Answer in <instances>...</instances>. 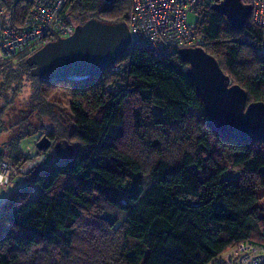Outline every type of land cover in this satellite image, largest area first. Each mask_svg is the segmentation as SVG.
<instances>
[{
  "label": "trees",
  "instance_id": "obj_1",
  "mask_svg": "<svg viewBox=\"0 0 264 264\" xmlns=\"http://www.w3.org/2000/svg\"><path fill=\"white\" fill-rule=\"evenodd\" d=\"M213 1L195 8L203 48L246 90L247 102L264 101V30L249 15L233 28L210 7ZM5 5L14 24L28 6ZM66 6L75 25L89 17L127 22L131 1L66 0ZM27 55L15 65L0 61V133L13 132L0 157L28 159L20 142L53 119L55 87L70 92L78 145L67 159L29 167L25 182L0 202V264H73L81 225L94 222L98 229L85 240L94 252L84 250L89 264H207L235 243L264 245V140L212 130L177 53L129 45L105 70L49 82L30 74ZM192 122L198 127L191 128L189 147L190 132L181 131ZM129 126L136 152L121 141ZM149 126L154 133L145 132ZM96 231H110L117 242Z\"/></svg>",
  "mask_w": 264,
  "mask_h": 264
},
{
  "label": "water",
  "instance_id": "obj_2",
  "mask_svg": "<svg viewBox=\"0 0 264 264\" xmlns=\"http://www.w3.org/2000/svg\"><path fill=\"white\" fill-rule=\"evenodd\" d=\"M210 7L225 16L233 28H240L250 12L242 0H214ZM130 45L125 21L89 17L74 26L67 36L44 42L26 56L29 72L43 82L78 81L105 70ZM177 55L187 62L186 74L203 103L212 130L236 140H264V101L247 102L246 90L229 82L217 59L201 46L182 47ZM51 139L42 134L35 147L45 150ZM59 159L71 157L73 144L64 138L53 143Z\"/></svg>",
  "mask_w": 264,
  "mask_h": 264
},
{
  "label": "built area",
  "instance_id": "obj_3",
  "mask_svg": "<svg viewBox=\"0 0 264 264\" xmlns=\"http://www.w3.org/2000/svg\"><path fill=\"white\" fill-rule=\"evenodd\" d=\"M27 10L16 24L11 22L0 0V61L29 54L44 42L69 35L75 24L67 18L66 0H24ZM127 26L130 45L142 46L154 55H169L179 48L205 44L196 22L187 21V13L208 0H130ZM250 5L249 17L264 30V0H245ZM115 70L119 66L114 67ZM231 82V79H229ZM8 160L0 157V175L5 181L15 172ZM212 264H264V245L250 241L235 243L212 260Z\"/></svg>",
  "mask_w": 264,
  "mask_h": 264
},
{
  "label": "rangeland",
  "instance_id": "obj_4",
  "mask_svg": "<svg viewBox=\"0 0 264 264\" xmlns=\"http://www.w3.org/2000/svg\"><path fill=\"white\" fill-rule=\"evenodd\" d=\"M197 18H198V14L195 11L187 13V21L189 23L196 22ZM17 62H18V58L11 59V63L13 65H15ZM49 100L57 104V106L54 107L55 115L53 119L50 122L46 123L43 129H39L37 131L35 128H33L31 130V133H28V134L26 133L27 135L23 136L22 141L20 142L19 147L21 150V154L24 156H28V159L24 163L19 164V163H13L9 159L5 158L11 164H13V166L15 165L17 167L15 169V172H12L8 176L7 181H5L3 177L0 175V202L4 200L5 196L7 195V193H9V191H11V189L13 190L14 188L19 187L23 182H25L26 173L29 170V167L39 163L41 160L45 158L47 159L56 158L57 154L52 145L49 148L43 150L42 152H39L37 148L35 147V142L37 140V137L39 134H42V131L47 132V131L52 130L53 134H55L56 139L64 138L68 141V143L73 144L74 147L78 145V140L73 131L72 121L74 119V115L69 105L70 100H71L69 90H66L63 87H57V88L55 87L54 89H52L49 95ZM0 104H1V101H0ZM9 115L10 114L7 112L5 114V117ZM189 124L191 126L190 127L186 126V129L184 131H181V135L185 136L184 132L186 131V136H187V133L190 132L189 133L190 137L186 138V146L192 147L193 142H194L193 138H194L195 133L191 128L196 129L198 127V124H194L193 122ZM128 128L129 130H127V132L125 133V136L122 138L121 141L125 147L136 152V150L139 148V146L137 145V139L135 137H132L133 130L131 126H129ZM147 131L150 133L155 132L152 126H149L145 132ZM12 133L13 132H8V130H5L2 133H0V150L1 151L5 152V149L3 148V145H2L3 144L2 141H5L7 139L9 140V136H11ZM176 134L177 132L174 133V135ZM179 135L180 134H178V136ZM170 146L171 145L167 146L168 154H171L173 152L172 151L173 147L170 148ZM174 149H175V146H174ZM144 160H147V159H144ZM95 227L98 229V226L95 222L91 224L89 228L86 224L81 225V228L83 229H81V234L78 236L79 239L75 243V250L79 253V256H74L75 264H78L81 261H82L81 263L83 264H89L85 260L87 259L88 255L85 253L84 250L89 251L90 253H94V252H93V248L89 247L87 243L85 242V240L88 238L87 233H91L92 231H94ZM96 235H99L100 237L102 236H106V238L108 237L111 241H113L112 244L117 242L116 241L117 239H115V236H112V233L110 231H107V232L96 231ZM207 264H212V262L209 261Z\"/></svg>",
  "mask_w": 264,
  "mask_h": 264
},
{
  "label": "flooded vegetation",
  "instance_id": "obj_5",
  "mask_svg": "<svg viewBox=\"0 0 264 264\" xmlns=\"http://www.w3.org/2000/svg\"><path fill=\"white\" fill-rule=\"evenodd\" d=\"M49 131H47V132H43L42 131V134H46V133H48ZM51 132H52V130H51ZM42 134H39L38 135V137H37V139L42 135ZM50 139H51V145L53 146V143L57 140L56 138H55V134H53V136L52 137H49Z\"/></svg>",
  "mask_w": 264,
  "mask_h": 264
}]
</instances>
